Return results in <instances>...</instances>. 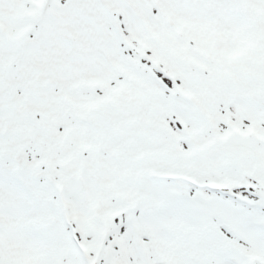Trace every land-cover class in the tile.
I'll return each mask as SVG.
<instances>
[{"label": "snow or ice", "instance_id": "1", "mask_svg": "<svg viewBox=\"0 0 264 264\" xmlns=\"http://www.w3.org/2000/svg\"><path fill=\"white\" fill-rule=\"evenodd\" d=\"M0 264H264V0H0Z\"/></svg>", "mask_w": 264, "mask_h": 264}]
</instances>
